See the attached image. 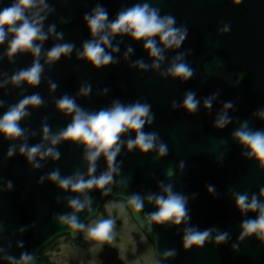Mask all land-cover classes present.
Returning a JSON list of instances; mask_svg holds the SVG:
<instances>
[{
  "label": "water",
  "instance_id": "1",
  "mask_svg": "<svg viewBox=\"0 0 264 264\" xmlns=\"http://www.w3.org/2000/svg\"><path fill=\"white\" fill-rule=\"evenodd\" d=\"M12 2L0 0V10ZM144 2L160 9L161 16L173 15L176 27L183 25L189 32L193 31V27L190 29L185 25V20L192 21L191 17L200 4L198 0H43V5L28 13L30 18L36 13L44 17L42 31L47 34L39 56L44 71L37 87L11 82L16 72L31 67L35 59L31 52H18L9 58L7 51L11 35L0 44V101L4 102L0 105V116L25 96L39 93L44 99L42 106L29 107L30 115L19 122L25 129L24 137L10 140L0 134V264L19 261L24 253L34 257L33 264H48L40 254L41 249L63 235L78 238L79 229H71L59 219L61 215L73 213L69 207V200L73 197L82 202L88 197L92 201L91 211L85 208L75 213L83 224L97 214L106 199L124 201L133 221L153 244L159 264H264V242L255 234L243 240L239 238L243 221L255 218L258 213H242L235 205L236 193H247L249 200L253 194L264 200L260 196V190L264 188V169L254 157L249 159L244 155L247 149L234 139L233 132L240 128L243 120L234 122L235 114L231 108L227 109L231 122L223 128L215 127L217 117L225 111L224 104L228 102L226 71L220 74L217 70L220 66L226 70L228 61L216 58L212 63H205L203 67L208 80L204 81L198 70L200 59L184 55L183 61L190 65L194 74L188 80L173 78L164 73L174 57L184 53L181 46L163 50L165 58L160 67L154 69L151 67L153 58L144 49L145 42L134 41L129 35L112 38L111 47L106 48V52L113 56L114 62L106 67L94 68L87 60L78 58L77 53L82 51L84 41L92 39L83 19L86 13L99 4L107 10L109 21H112L121 9ZM215 4L226 5L228 1L215 0ZM52 25H55V31L49 33ZM61 32L63 38L57 39ZM155 39L159 41L158 37ZM65 42L75 44L73 51L54 64L46 63L47 51L53 45ZM117 46L119 51L113 52L112 48ZM159 46L163 49V45ZM129 48L132 52L126 55ZM137 61H143L149 67L142 69ZM250 63L264 69V59ZM50 80L58 85L54 90ZM86 85H91V92L87 96L78 95L80 88ZM187 92H194L200 101L195 113H188L180 106ZM64 94L75 97L77 104L88 111L110 107L116 100L124 104L139 100L149 103L155 114L152 123H146L142 130L158 134L157 148L147 153L138 148L128 150L127 140L135 139V132L124 134L121 137L124 144L115 161L118 172L113 174V183L106 186L105 190L110 189L107 195H104L105 190L95 188L85 193H73L60 189L58 183L48 179V174L57 168L62 177L79 172L87 179L88 163L84 159L83 145L62 141L55 146L61 153L56 161L50 157L41 160L37 156L29 163L27 156L20 154L23 143L29 146L43 144L44 148L51 146L50 141L43 140L44 123L51 126L52 133H58L71 122V116L56 109V101ZM209 97L215 98L212 107L205 109L204 100ZM173 101L176 107H173ZM251 111L245 109L244 122L247 121L253 130L264 131V123H257ZM161 142L168 146L167 155L162 157L158 155ZM12 145L16 151L9 157L7 153ZM37 163L41 165L39 168L33 166ZM107 170L105 157L101 155L93 175L98 177ZM9 181L11 188L8 187ZM169 184L173 192L188 198L186 207L191 219L180 225L153 223L149 231L146 217L157 208L147 197L164 195L163 186ZM208 186L214 191L210 193ZM133 194L144 199V207L139 213L127 205V198ZM189 227L213 231L203 245L185 249L184 230ZM218 232H227V240L216 243ZM170 249H175L176 254L165 256V251ZM97 258L104 264H124L118 250L109 245L102 247Z\"/></svg>",
  "mask_w": 264,
  "mask_h": 264
},
{
  "label": "clouds",
  "instance_id": "2",
  "mask_svg": "<svg viewBox=\"0 0 264 264\" xmlns=\"http://www.w3.org/2000/svg\"><path fill=\"white\" fill-rule=\"evenodd\" d=\"M237 4L241 0H235ZM38 5H43V0H13V2L0 10V44L5 42L8 35L12 39L8 46L7 55L13 57L18 52H31L35 59L31 67L21 69L11 77V82L16 85L26 83L31 87H37L41 83V75L44 66L39 61L42 50V42L47 39V34L42 31V20L36 13L31 18L29 11ZM88 30L92 36L91 40L84 41L82 51L77 53L79 59L87 60L94 68L106 67L114 62L113 56L106 52V48L111 47L112 38L117 35H129L134 41L143 40L144 49L153 58L152 68L158 69L160 62L165 58L163 50L170 48H180L188 35L186 26L176 27V18L171 14L160 15V9L151 6L150 3H137L127 9H121L115 20L109 21L107 10L97 4L90 13L83 17ZM230 25L224 26L221 31L228 32ZM55 31V25L49 27V33ZM159 38V41L155 39ZM63 33L57 34V39H62ZM40 41L41 43H36ZM163 45V49L159 46ZM75 44L65 42L53 45L46 53V63L54 64L62 56H68ZM113 52L119 51V47L112 48ZM129 48L127 53H131ZM184 53H179L174 57L170 67L164 75L173 78L188 80L194 74V70L189 64L183 61ZM142 69H147L149 65L143 61H137ZM54 90L58 85L49 81ZM107 91V89H105ZM91 92V85L82 86L78 95L87 96ZM215 97L204 100L205 109L212 107ZM0 101V105H3ZM44 104V99L39 93L25 96L17 104L8 108L0 116V134L6 139L16 140L25 136V129L20 126V121L30 115L27 111L29 107L38 108ZM200 101L196 99L194 92L185 93L183 104L180 105L188 113H195L198 110ZM177 104L173 101V107ZM233 107V103L228 101L224 104L223 111L215 121L216 128H223L231 122L227 115V109ZM56 109L65 115L71 116V122L58 133H52L51 126L47 123L42 125L43 140L50 141V145L44 148L43 144L29 146L27 143L21 144L19 151L21 155H26L28 162L32 163L37 156L41 160L51 158L56 161L60 159L61 153L55 148L62 141H71L73 144L84 146V159L88 163V178L84 174L76 172L73 175L62 177L57 168L48 174V179L58 183L60 189L70 190L73 193H85L93 188L105 190L106 186L113 183V174L118 172L115 165L116 157L124 142L121 137L129 132H135V139L127 140L128 150L138 148L142 153L150 152L157 148L156 141L158 134L155 132H144L145 124L152 123L155 114L151 111V105L147 102L137 100L131 104H124L119 100L113 101L107 108L99 111H88L77 104L75 97L68 94L62 95L56 101ZM256 115L264 120V110ZM46 119V118H45ZM234 139L238 140L247 151L244 153L249 159L255 158L259 162V167L264 169V131L253 130L248 127V122L241 124L240 128L233 132ZM16 151L15 145L8 149L7 155L13 156ZM168 153L167 144L161 142L158 146V155L165 156ZM105 157L108 170L96 177L95 165L98 158ZM39 168L40 164H34ZM171 175V173H169ZM43 180V177H41ZM123 183V181H122ZM9 181L8 187L11 188ZM110 189L104 191L107 195ZM208 191H214L212 186H208ZM164 195L151 194L147 197L150 203H154L157 211L147 215L146 220L151 231V225L172 223L180 225L182 221L191 219L187 205V197L182 193L173 192L172 185L163 186ZM260 196L264 197V188L260 190ZM91 199L85 197L82 202L79 198L73 197L69 200V207L74 211L72 214L61 215L60 222L68 225L74 230H83L85 225L81 223L75 213L85 208L91 211ZM127 205L134 212L139 213L144 207V199L133 194L127 198ZM235 205L242 212H256L255 218L246 219L241 224L242 232L240 239L255 234L257 238L264 242V200L253 194L249 200L247 193L235 194ZM121 211L124 205H120ZM115 221L112 218L100 219L94 225L87 227V238L104 242L114 239ZM213 229L199 231L197 228L189 227L184 230V247L188 249L193 245L201 246L210 237ZM228 238L227 232H218L215 237L216 243H222ZM175 249L166 250L165 256L175 255ZM12 258H10L11 260ZM34 257L27 253L21 255L19 261H12V264H33Z\"/></svg>",
  "mask_w": 264,
  "mask_h": 264
},
{
  "label": "flooded vegetation",
  "instance_id": "3",
  "mask_svg": "<svg viewBox=\"0 0 264 264\" xmlns=\"http://www.w3.org/2000/svg\"><path fill=\"white\" fill-rule=\"evenodd\" d=\"M227 1L228 4L226 5H218L215 4V0H198V4L199 2L200 4L197 5L198 8L191 17L192 21L188 20L189 22H187V19L185 20V25H188L190 29L193 27V31H188L189 35L181 47L184 55L200 59L198 70L204 81L208 80L203 67L205 63H212L216 58L227 60L229 67L224 70L220 66L217 71L220 74L226 71L228 79L226 96L228 101L233 103L231 108L233 115L235 114L233 121L241 123L243 120L244 122L245 109H251L252 118L257 123H264V120L256 115L259 111L264 110V69L254 67L250 63V61L264 59V0H241L239 4L235 0ZM226 25H230V30L222 32L221 29ZM205 92L204 95L207 96ZM108 203L118 205H115L118 208H114L112 212L115 220L118 222L116 217L119 216L118 214H123L128 220L130 235L139 233L140 237L143 238L142 245L146 244L145 247L149 248L151 252H148L152 257L151 264H159L153 244L133 221L125 202L111 198L106 199L97 214L84 224L85 228L79 230L78 238L71 239L69 235H63L41 249L40 254L46 259V262L59 264L57 261L61 252L59 249L63 246L67 248L62 251V258L64 259H70V254L73 255L76 251H81L82 254L89 252L87 246L79 244V242L91 240L87 238V227L100 220L102 211L105 210ZM120 205H124L123 211H121ZM107 218L108 214L105 212V219ZM63 238L66 239L67 244L63 246L56 244L58 240ZM104 245L115 247L109 241H97V248L92 252L97 264H104L97 258ZM116 249L118 250V248ZM119 257L126 264L120 252ZM62 262L64 263L63 260Z\"/></svg>",
  "mask_w": 264,
  "mask_h": 264
},
{
  "label": "rangeland",
  "instance_id": "4",
  "mask_svg": "<svg viewBox=\"0 0 264 264\" xmlns=\"http://www.w3.org/2000/svg\"><path fill=\"white\" fill-rule=\"evenodd\" d=\"M115 205L118 206L117 204L113 205L108 203L105 207V210L102 211L100 218L105 219L106 212L108 214V218H112L115 221L114 239L109 242L118 248L121 257L125 260L126 264H151L152 257H150L148 253L150 250L149 248L145 247L146 244L142 245L143 238L140 237V234L136 233V235H130L128 230V220L125 219L123 214H118L119 216L116 217L118 222L113 217L112 212L114 208H118ZM56 244L63 246L67 244V242L66 239L63 238L58 240ZM79 244L86 245L89 252H83L82 254L81 251H76L73 255L72 253L70 254V259H64L62 258V251H65L67 248L63 246L59 249V251H61L59 254V259L57 260L59 264H97L94 257L92 256V252H94L97 248V241L91 239L90 241L79 242Z\"/></svg>",
  "mask_w": 264,
  "mask_h": 264
}]
</instances>
